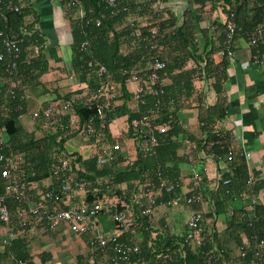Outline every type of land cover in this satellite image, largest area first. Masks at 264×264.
<instances>
[{"label":"crops","instance_id":"1","mask_svg":"<svg viewBox=\"0 0 264 264\" xmlns=\"http://www.w3.org/2000/svg\"><path fill=\"white\" fill-rule=\"evenodd\" d=\"M33 2L40 15L39 25L46 38L43 53L48 69L41 73L37 83L33 80L24 88V110L17 117L23 138L33 135L39 137L44 133L39 121L32 118L33 111L44 107L56 96L67 95L78 88L71 64L70 23L64 16L61 3L58 0ZM247 2V6L251 7L255 0ZM132 5L135 9L128 20H134L140 26L150 25L148 29L151 31L160 27L166 35L161 42L160 55L167 60L168 69L161 83L166 89V106L179 128L178 134L174 136L177 142L173 156L175 160L167 164L177 170L180 192L183 195L188 194L192 186L193 171H201L204 199L202 205H170L166 203L167 200L159 202L154 208V226L150 229H135L133 232L134 229L129 227L131 231H121L116 228L109 214L98 215L97 227L107 235L117 231L118 237L132 239L140 246H147L151 245V241L155 242L157 234L182 235L190 213L198 210L193 209L194 206H200L206 215L215 201L224 200L226 212L215 218H205V227L208 230L212 226L221 233L227 225L226 218L230 210L233 213L240 212L242 216V211H249L254 201L264 204V49L255 50L248 44L247 37L238 33L235 37L233 58L227 59L219 54L221 29L227 8L224 0H132ZM172 29H179V34L173 33ZM134 50L131 42H122L123 54ZM139 84L138 81L130 80L125 83L130 96L126 105L130 110H136L140 103L133 98L132 91ZM2 87L0 85L1 89ZM1 97L2 94L0 99ZM119 102L121 100L118 99L116 103ZM203 122L213 124L210 125L213 131L227 132L228 146L235 153L233 161H226L223 157L215 159L207 147L197 146V142L205 137ZM116 123L118 125L112 126V130L108 127L109 136H101L102 143L118 141L122 146L118 157L126 159L129 156L134 160L137 151L130 134L122 129L119 121ZM1 136L5 141L8 138L4 131ZM76 142L78 141L73 144V140L67 141L66 149L77 151L82 158L90 157L96 151L98 143L89 140L78 146ZM67 145L72 146V150ZM240 158L246 167L245 186L249 173L254 174L258 185L261 182L262 187L255 194L250 193L251 189L247 186L245 190L228 188V191L226 187L230 184L220 185L218 177L232 178L238 170L237 165L242 162ZM122 164L123 162L121 167ZM107 180L112 188L122 190L123 194L137 191L135 181L128 185L125 182L114 183L109 177ZM99 181L100 179H96L94 184ZM49 183L50 178H45L37 182V185ZM218 188L228 193H220ZM81 194L82 191L72 193L71 200L76 201L81 198ZM161 194L162 192L156 191L157 200ZM226 194L231 199H226ZM247 198L252 202L242 203ZM13 228L19 229L17 224ZM5 231L6 228L0 223V255L4 259L3 264H14L15 258L20 254H26L32 264H108L113 255L110 247L98 250L91 245L90 241L96 230L77 234L61 226L57 230L42 233L32 227L24 232L18 231L17 239L13 240L18 244L16 249L2 244ZM240 237L241 241L245 239L243 233ZM236 244L238 242L231 239L224 246L226 249H233ZM141 260L139 257L135 261L131 259L128 264H138Z\"/></svg>","mask_w":264,"mask_h":264},{"label":"trees","instance_id":"2","mask_svg":"<svg viewBox=\"0 0 264 264\" xmlns=\"http://www.w3.org/2000/svg\"><path fill=\"white\" fill-rule=\"evenodd\" d=\"M33 1L35 0H14V3H10L9 0H0V46L4 38H12L18 41L20 47L12 71L5 70L6 60L0 62V85L3 86L2 89L0 88V95L2 94L0 99V133L4 131L8 135L7 140H4L1 152L4 157L20 156L22 158L19 163L22 171L20 176L23 181L33 185L30 190L33 199H39L41 191H57L61 177L68 173L76 177H85L91 181L90 184H92L86 187L83 194V199L86 202L91 203L103 200L104 197L118 196L119 201L116 204V209H120L121 201H129L130 196L136 191L134 190L131 194H123L122 190L111 187L107 180L108 177L114 183L125 182L129 185L135 181V186L146 180L151 185H156L161 179L167 182L180 181L175 167L167 164L175 160L173 156L177 142L174 136L178 134L179 128L166 106V89L161 83L162 77L168 69L167 60L160 55L161 42L166 35L160 27L155 28V33H151V29H148L150 25L140 26L134 20H128L129 15L135 9L132 0H115L112 5L107 0H58L63 7L64 16L70 23L71 64L78 88L67 95L56 96L53 100L48 101L45 106L52 105L55 111L47 119L41 115L37 118L40 128L44 131L41 136L33 135L23 138L17 117L24 110V100L26 99L24 88L33 80L37 83L41 73L48 69L47 59L43 53L46 38L39 25L40 15ZM224 1L227 4L226 14L230 11L234 12L236 34L240 33L246 37V32L254 27H260L264 23V0H255L251 7L247 6L248 0ZM13 4H19V8L14 10ZM137 29L139 35L135 34ZM179 32V29L173 30V33L177 35ZM124 40L133 44L135 48L133 52L125 54L121 52V44ZM84 42L86 44L82 46ZM34 46H39V49L34 51ZM253 48L263 50L264 41ZM154 58L164 61L166 65L159 72L158 81L150 84L147 82L148 86L146 87L145 77L149 71L147 63ZM88 62L104 65L106 72L98 76L96 74L97 66H88ZM134 72L139 76V83L142 84L143 91L140 92L137 100L140 102L137 109L130 110L126 105L130 96L127 94L125 83ZM3 82H5L4 85ZM103 85H107L108 92L114 93L113 103L104 109L106 127L98 130L103 136H109L110 122L114 118L122 116L131 120L143 114L154 113L155 121L165 122L168 124V129L165 133L158 135L155 145L136 149V158L131 162L126 161L122 156L118 157L117 153L115 159L117 162L113 160L107 164L108 166L99 167L95 162L94 153L88 158H82V155L77 151H67L66 142L77 136L81 123L91 122L96 125L99 123L95 110L96 101L85 103V98L94 94L96 89ZM99 99L101 101L103 96H100ZM118 99L121 102L116 103ZM66 102H69L71 109L65 111L62 106ZM72 114L77 116L78 127L71 121ZM210 125L213 124L203 122L205 137L197 142V146L207 147L215 159L217 157L226 159L224 155H226L228 147V134L222 130L213 131L212 128L210 129ZM129 134L131 135L132 132L129 131ZM89 140L93 139L89 138ZM210 142L212 144L209 145ZM234 157L235 153L233 152L231 161ZM262 157L264 160V151ZM64 160L68 163L67 172L59 170L58 174L53 175V169L59 168L61 161ZM121 162H123V167L120 166ZM237 169L236 176H233L236 179L227 177L230 179L228 183L230 185L226 187L228 191V188L231 190L233 188L246 189L244 180L246 167L243 161L237 165ZM45 178H50L51 183L37 185V182ZM96 179H100V181L94 184ZM219 181L222 186L221 180ZM5 184V179L0 176V194L5 193ZM261 187V182L259 181L258 185L255 180L250 188V193L255 194ZM217 190L220 193H228L221 188ZM179 191V187L174 189V192ZM230 197L226 194V199H231ZM168 198L169 194L162 191L157 203L164 202ZM78 200L80 198H77L76 201ZM223 201H215L206 215L203 214L204 218H215L226 212ZM246 202L252 201L247 198L242 203ZM5 203L10 210L12 221L16 223L17 210L23 203H19L9 195H6ZM193 209H200V206L199 208L194 206ZM108 214L110 215L111 212L100 211L99 213V215ZM226 220L227 225L221 233L211 226L209 234L196 247L186 246L184 233L173 236L157 234L155 242L151 241V245H139L140 251L137 254H132L131 259L135 261L139 257L147 264H222L232 256L231 249H226L224 245L231 239L240 243L241 233L249 242V249L260 248L264 251V245L259 244L261 241L264 243V204L262 202L254 201L251 209L245 211V215L241 216L240 212H234ZM130 229H134V232L135 229L143 230L145 227L139 223H132ZM130 229L129 231H131ZM15 239L17 237L2 244L8 245L7 247L10 249H16L17 243L13 242ZM117 239L134 242L127 238L117 237ZM17 258H27V255L20 254ZM230 260H234V264L244 261L237 257ZM3 262L4 259L0 255V264Z\"/></svg>","mask_w":264,"mask_h":264},{"label":"built area","instance_id":"3","mask_svg":"<svg viewBox=\"0 0 264 264\" xmlns=\"http://www.w3.org/2000/svg\"><path fill=\"white\" fill-rule=\"evenodd\" d=\"M110 5L114 4L115 0H107ZM10 3H14V0H9ZM12 8L17 10L19 4H13ZM98 24V22H96ZM156 30H152L151 33H155ZM136 35H139V30H136ZM222 42L219 54L227 59H232L234 56V43L236 37V24L234 21V12L227 13L223 20V26L221 29ZM248 44L256 47L259 43L264 41V23L260 27H254L250 31L246 32ZM86 42L82 44L85 45ZM34 51L39 49V46L33 47ZM20 47L18 41L12 38H4L0 48V62L5 61V70L12 71L16 59L18 58ZM257 52V51H256ZM256 55V54H255ZM97 66L96 74L101 76L106 72L104 65L98 63L88 62V66ZM165 62L154 58L148 61L147 68L148 74L145 77V86L148 83L157 82L159 79V72L165 68ZM130 81H138L139 76L136 72L131 74ZM148 82V83H147ZM133 91V98L139 99L140 92L143 91L142 84H139ZM12 92V91H11ZM100 96L103 99L100 101ZM114 93L108 92L107 85L100 86L96 89L94 94L86 96L85 103H94L96 101V114L99 119V123L93 124L91 122L81 123L79 126L78 135L82 138H92L94 142H98L96 151L94 152L95 162L97 165H105L117 158V153L121 151V144L118 141L113 143H102V137L99 129H104L106 123L104 122V109L113 103ZM63 110L71 109L69 102L64 103ZM55 111L54 106H44L39 108L31 114L33 119H37L40 115L44 118H49ZM77 116L72 114L71 121L76 123ZM156 115L154 113L143 114L138 118H132L128 120L124 119L122 129L124 131H131L132 137L135 140L136 149L148 148L156 144L158 135L165 133L168 129V124L165 122L160 123L155 121ZM117 119L114 118L110 122V126L118 125ZM78 127V124L75 125ZM111 130V129H110ZM114 135V134H113ZM116 135V134H115ZM116 137V136H114ZM212 144L211 142L209 145ZM4 146V140L0 133V176L5 179V193L0 194V223L6 228L3 234L2 243H5L17 236L18 231L24 232L28 228L35 227L40 232L54 231L65 226L69 231L77 234H82L96 230L95 235L91 238V245L100 250H104L106 247H110L113 252L108 264H120L129 263L131 261V255L137 254L140 251V246L135 242H127L118 240V232L115 231L112 234H105L98 229L97 221L100 211L111 212L110 217L115 223L116 228L121 231L129 229L132 223H139L146 229L153 228L154 226V208L158 204L156 199V191H164L169 194V198L166 203L170 205L180 204H199L203 203V190L201 187L202 176L201 171H193L191 175L192 186L188 190V194L174 192V189L179 187L178 180L173 182H167L161 179L156 185H151L150 182L143 181L137 184V191L134 192L129 201H121L120 209H116V204L119 201L118 196L104 197L102 200L93 201L88 203L83 199V194L86 191V187L90 181L81 176H74L68 173L66 176L61 177L60 185L57 191L45 190L39 192V199H33L31 194V188L33 185L21 179V170L19 163L22 158L20 156L4 157L2 154V148ZM233 149L231 146L226 148V161H231ZM249 155V153H246ZM126 161L131 162L129 156H126ZM225 160V159H224ZM67 161H61L59 168H54L53 175L58 174L59 170L67 172ZM20 170V171H19ZM223 184L229 183V178L218 177ZM255 182V176L253 173H249L246 179V186L251 188ZM82 191L81 198L78 201L71 200L72 193ZM6 195L11 196L14 200L23 205L19 206L17 210V222H13L10 210L5 203ZM246 195V194H245ZM254 198V197H252ZM115 209V210H114ZM112 210V211H111ZM114 210V211H113ZM203 210H193L186 224L184 232V241L186 246L196 247L200 245L203 238L209 234L211 230L205 227V218L203 216ZM229 215L233 214V211L228 212ZM245 211H242V215ZM17 224L19 229H14L13 225ZM264 245L263 241L259 243ZM242 258L244 261L240 264H264V251L260 248L249 249V242L247 239H243L240 243L235 245V256ZM233 256L229 257V260H225L222 264H234ZM14 264H32L29 258H15ZM138 264H147V262L140 261Z\"/></svg>","mask_w":264,"mask_h":264},{"label":"rangeland","instance_id":"4","mask_svg":"<svg viewBox=\"0 0 264 264\" xmlns=\"http://www.w3.org/2000/svg\"><path fill=\"white\" fill-rule=\"evenodd\" d=\"M125 118H127L126 116H122V117H118V118H116L117 119V121H119L121 124H123L124 123V119ZM24 123V122H23ZM111 127L112 126H110V129H111ZM112 130V129H111ZM129 137L131 138V140H132V143H134L135 144V140L133 139V137H132V135H129ZM74 141V143L73 144H75V141H78V142H76V144H78V146L79 145H82L81 143H85L86 141H89L87 138H82L81 136H79L78 134H77V136H75V137H73L70 141ZM86 140V141H85ZM105 144V143H104ZM68 146V148L69 149H71V147L69 146V145H67ZM74 148V147H73ZM96 148V147H95ZM72 150V149H71ZM115 188V187H114ZM107 216V215H106ZM112 220V219H111ZM113 221V220H112ZM114 225H115V223H114ZM233 249H231V252H230V254L234 257L235 256V245L232 247ZM234 251V252H233Z\"/></svg>","mask_w":264,"mask_h":264}]
</instances>
